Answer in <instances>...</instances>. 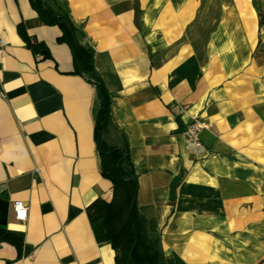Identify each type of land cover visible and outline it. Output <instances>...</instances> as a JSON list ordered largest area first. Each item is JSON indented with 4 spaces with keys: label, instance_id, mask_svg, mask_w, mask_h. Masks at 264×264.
<instances>
[{
    "label": "crops",
    "instance_id": "1",
    "mask_svg": "<svg viewBox=\"0 0 264 264\" xmlns=\"http://www.w3.org/2000/svg\"><path fill=\"white\" fill-rule=\"evenodd\" d=\"M248 1L55 0L94 50L113 100L101 141L127 143L166 264H264V0ZM59 35L30 0H0V264H115L92 224L113 197L97 94ZM193 118L208 124L198 143L184 135Z\"/></svg>",
    "mask_w": 264,
    "mask_h": 264
},
{
    "label": "trees",
    "instance_id": "2",
    "mask_svg": "<svg viewBox=\"0 0 264 264\" xmlns=\"http://www.w3.org/2000/svg\"><path fill=\"white\" fill-rule=\"evenodd\" d=\"M30 4L43 23L56 26L60 35L57 42L65 44L72 57V73L85 78L97 94L94 134L101 159V172L113 185V197L105 203L104 215L92 221L96 237L106 241L115 251V264H166L157 236H151L145 219L137 210V175L129 156L128 145L122 147L102 143L101 134L113 117L112 95L94 66V50L76 37V28L68 11L58 12L55 0H30ZM18 31L31 51L41 60L52 59L47 45L30 42L19 24ZM106 158V159H105Z\"/></svg>",
    "mask_w": 264,
    "mask_h": 264
},
{
    "label": "built area",
    "instance_id": "3",
    "mask_svg": "<svg viewBox=\"0 0 264 264\" xmlns=\"http://www.w3.org/2000/svg\"><path fill=\"white\" fill-rule=\"evenodd\" d=\"M6 47V43L0 39V57ZM208 124L201 118L191 119L185 126L184 135L188 142L198 143L199 133L202 129L207 128ZM27 206L22 202L16 201L13 204V218L17 222L24 221L27 218ZM21 264H28L26 262H21Z\"/></svg>",
    "mask_w": 264,
    "mask_h": 264
},
{
    "label": "water",
    "instance_id": "4",
    "mask_svg": "<svg viewBox=\"0 0 264 264\" xmlns=\"http://www.w3.org/2000/svg\"><path fill=\"white\" fill-rule=\"evenodd\" d=\"M8 209H9V202L0 199V224H6Z\"/></svg>",
    "mask_w": 264,
    "mask_h": 264
},
{
    "label": "rangeland",
    "instance_id": "5",
    "mask_svg": "<svg viewBox=\"0 0 264 264\" xmlns=\"http://www.w3.org/2000/svg\"><path fill=\"white\" fill-rule=\"evenodd\" d=\"M256 1L257 0H250V3H249V1H248V3H249V7H255V9H256Z\"/></svg>",
    "mask_w": 264,
    "mask_h": 264
}]
</instances>
